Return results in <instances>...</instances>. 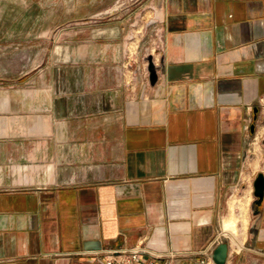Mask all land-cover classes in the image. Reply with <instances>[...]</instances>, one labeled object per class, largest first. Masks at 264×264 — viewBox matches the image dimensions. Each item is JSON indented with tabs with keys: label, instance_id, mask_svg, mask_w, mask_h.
Wrapping results in <instances>:
<instances>
[{
	"label": "crops",
	"instance_id": "0c3cea01",
	"mask_svg": "<svg viewBox=\"0 0 264 264\" xmlns=\"http://www.w3.org/2000/svg\"><path fill=\"white\" fill-rule=\"evenodd\" d=\"M159 18L145 78L89 52L0 89V264H168L221 233L227 264H264V0H159Z\"/></svg>",
	"mask_w": 264,
	"mask_h": 264
},
{
	"label": "rangeland",
	"instance_id": "374dc122",
	"mask_svg": "<svg viewBox=\"0 0 264 264\" xmlns=\"http://www.w3.org/2000/svg\"><path fill=\"white\" fill-rule=\"evenodd\" d=\"M161 37L159 0H0V89L40 88L43 60L76 66L89 52L111 59L96 74L145 78L158 67Z\"/></svg>",
	"mask_w": 264,
	"mask_h": 264
},
{
	"label": "built area",
	"instance_id": "2783aa9c",
	"mask_svg": "<svg viewBox=\"0 0 264 264\" xmlns=\"http://www.w3.org/2000/svg\"><path fill=\"white\" fill-rule=\"evenodd\" d=\"M224 237L225 235L223 233L218 234L210 245L199 253L191 256L181 257L177 253H169V255H167L168 264H182L185 261L194 262L196 264H214L211 259L212 250ZM146 256H148L149 259H145ZM157 259H161V257L154 256L150 252L143 250V248L136 247L130 251H119L114 255L110 254L105 256L101 264H155V260Z\"/></svg>",
	"mask_w": 264,
	"mask_h": 264
},
{
	"label": "water",
	"instance_id": "95a60500",
	"mask_svg": "<svg viewBox=\"0 0 264 264\" xmlns=\"http://www.w3.org/2000/svg\"><path fill=\"white\" fill-rule=\"evenodd\" d=\"M152 73V72H151ZM253 183V195L255 198V205L259 206L263 200L264 196V177L262 174L257 175L254 178ZM228 257V244L226 241L220 242L214 247L211 253V259L214 264H227Z\"/></svg>",
	"mask_w": 264,
	"mask_h": 264
},
{
	"label": "bare ground",
	"instance_id": "6f19581e",
	"mask_svg": "<svg viewBox=\"0 0 264 264\" xmlns=\"http://www.w3.org/2000/svg\"><path fill=\"white\" fill-rule=\"evenodd\" d=\"M238 218V217H237ZM228 227V226H227ZM228 232V231H227Z\"/></svg>",
	"mask_w": 264,
	"mask_h": 264
}]
</instances>
